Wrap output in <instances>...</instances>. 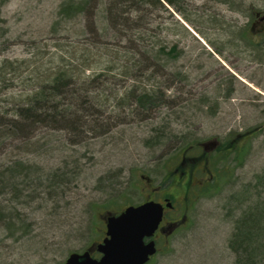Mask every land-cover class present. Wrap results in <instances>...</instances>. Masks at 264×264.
<instances>
[{"label":"rangeland","instance_id":"374dc122","mask_svg":"<svg viewBox=\"0 0 264 264\" xmlns=\"http://www.w3.org/2000/svg\"><path fill=\"white\" fill-rule=\"evenodd\" d=\"M64 1L0 0V264H64L102 238L109 212L165 196L189 201L187 221L160 238L147 264H236L234 221L254 201L241 203L243 189L264 170V30L253 24L264 0L147 3L131 23L153 41L145 54L156 72L139 80L124 73L120 55L142 42L111 29L109 0L69 18ZM92 40L118 50L105 55L116 67L84 73L89 81L106 72L97 78L107 82L106 115L88 121L92 129L38 122L23 131L17 108L60 60L82 74ZM146 83L165 100L150 117L117 107ZM76 107L70 112L81 115ZM205 152L213 186L185 191L175 170L185 158L186 173L202 180ZM259 258L264 264V252Z\"/></svg>","mask_w":264,"mask_h":264},{"label":"trees","instance_id":"16d2710c","mask_svg":"<svg viewBox=\"0 0 264 264\" xmlns=\"http://www.w3.org/2000/svg\"><path fill=\"white\" fill-rule=\"evenodd\" d=\"M222 1L226 2L228 0ZM94 3L95 0H65L60 5V13L69 18L72 15L91 10L93 5H96ZM147 3L154 6L160 4L158 0H109L106 5L107 18L109 25L112 27L111 29L117 30L121 36L131 40L132 43L137 38L142 42L137 52L133 50L134 47L123 50L122 57L124 60L120 55L124 73H131L138 80L139 78H149L156 72L152 70L153 63L150 61V59L153 60V57L145 54L149 51L147 46L153 44V41L146 40L149 37L145 35L144 28L137 32L136 26L131 23V20L134 21V18H136L138 10L145 9L143 6H146ZM147 24L148 22L146 24L145 22L142 23V25H145L146 31H148ZM103 45H105V42L101 40H92L89 45H83L85 51L82 52L83 60H80L79 64L83 69L82 74L76 71L77 67L72 63H64L62 60L58 62L57 68H52L51 73L49 71L45 72L44 80L32 91L33 93L28 94L27 103L19 106L15 111L16 117H19L16 121L19 123L20 128H23V131L29 130L32 125L38 122L44 124L54 122L69 129H77L79 126L88 125L92 129L94 125H91L88 121L93 122L97 120L94 119L95 117L106 115V112L102 110L105 109L103 108L104 102L106 99L107 101L110 99V95L105 94L108 88L101 84H107V82L105 80L97 81L99 80L97 78L107 75L106 72H100L89 81L84 79V73L87 69L101 68L102 66L116 67L115 57L111 56L112 58L108 59L105 58V55L117 53L118 50L113 52L108 47L104 48ZM165 49L161 48L158 51L166 52ZM167 54L176 57V55H172L173 52L170 53L169 51ZM95 89H102V91H96V95H94ZM159 89V86L152 85L149 87L147 83L142 87H134L133 85L121 97V99L126 98L127 101L118 103L117 107L128 109L133 117H150L164 100L160 91L162 89ZM74 105L77 106L75 109L82 111L81 115L70 112ZM135 113L136 115H134ZM2 125L4 126L5 123H0V126ZM161 133L163 132H156L157 139L161 138ZM186 141H183V143ZM190 147L191 145L188 144L184 147V151L189 150ZM254 181H251V183H255V185L246 186L243 189L244 199L241 200V203L251 201L253 198L254 201L240 210L234 221V228L230 237V247L236 255V264H261L262 260L259 257L264 252V170L257 173ZM213 184L214 177L209 185L203 187V190L213 186Z\"/></svg>","mask_w":264,"mask_h":264},{"label":"water","instance_id":"95a60500","mask_svg":"<svg viewBox=\"0 0 264 264\" xmlns=\"http://www.w3.org/2000/svg\"><path fill=\"white\" fill-rule=\"evenodd\" d=\"M163 211L162 203L149 200L129 205L119 214L109 213L103 241L84 252L70 253L65 264H145L157 251L152 237ZM94 248L102 253L100 258L92 255Z\"/></svg>","mask_w":264,"mask_h":264},{"label":"flooded vegetation","instance_id":"af4514ba","mask_svg":"<svg viewBox=\"0 0 264 264\" xmlns=\"http://www.w3.org/2000/svg\"><path fill=\"white\" fill-rule=\"evenodd\" d=\"M254 25H259L261 29L264 30V14L257 13L255 16V19L253 20ZM206 152L203 156L204 163L203 166L201 167V171H203V178L202 180L196 181L194 177L186 173V170L183 168V166L187 165L185 158L181 159V165L180 168H177L175 171L179 172L181 170V176L178 177L179 184L185 188L184 190L186 191H192L194 194L197 193V190H200L201 188L207 186L210 182V179H212L214 176V172H209L208 173V168L206 166L207 157H206ZM199 156V157H202ZM198 159V158H197ZM210 174H212V178L210 177ZM198 183V184H197ZM153 184L151 183V186ZM160 188L152 186L150 191L153 192V194H159ZM154 200L160 202L164 206V212H163V218L162 221L159 224L158 229L154 233V240L156 242L157 248H158V241L160 238H163L164 236H168L171 234L170 232L173 233L178 227H180L182 224L186 223L187 221V215L185 214V209L188 207L189 201L187 200L188 203H186V200H179V204H176L174 200H172L170 197H162L160 199L158 198H153ZM105 228L103 230V236L100 240H97L95 243L101 242L103 238L106 236V224L104 221ZM102 232V229H100ZM92 244V245H94ZM92 254L94 257H100L101 253L94 248L92 251Z\"/></svg>","mask_w":264,"mask_h":264}]
</instances>
